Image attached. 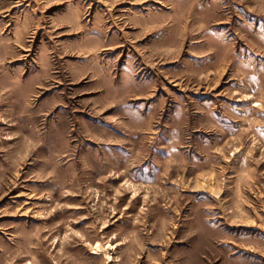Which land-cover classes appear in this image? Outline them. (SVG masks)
Wrapping results in <instances>:
<instances>
[{"label": "rangeland", "instance_id": "1", "mask_svg": "<svg viewBox=\"0 0 264 264\" xmlns=\"http://www.w3.org/2000/svg\"><path fill=\"white\" fill-rule=\"evenodd\" d=\"M0 264H264V0H0Z\"/></svg>", "mask_w": 264, "mask_h": 264}]
</instances>
